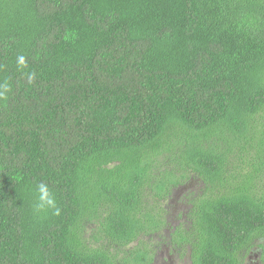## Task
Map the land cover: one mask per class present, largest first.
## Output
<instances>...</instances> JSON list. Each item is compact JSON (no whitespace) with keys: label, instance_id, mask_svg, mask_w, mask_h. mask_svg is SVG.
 Listing matches in <instances>:
<instances>
[{"label":"trees","instance_id":"trees-1","mask_svg":"<svg viewBox=\"0 0 264 264\" xmlns=\"http://www.w3.org/2000/svg\"><path fill=\"white\" fill-rule=\"evenodd\" d=\"M0 92V264H264V0H0Z\"/></svg>","mask_w":264,"mask_h":264},{"label":"rangeland","instance_id":"rangeland-1","mask_svg":"<svg viewBox=\"0 0 264 264\" xmlns=\"http://www.w3.org/2000/svg\"><path fill=\"white\" fill-rule=\"evenodd\" d=\"M202 185L200 184L199 181H194L189 187V189L187 188V190H185L182 194L180 193V196L177 198V200L173 199V201H171V209H172V213H174V217L179 216L178 214L181 212H184L186 210V207H184L183 205H185V201L186 199L184 198V195L188 194L189 192L192 193L191 191L194 190H198ZM183 220V219H182ZM177 222V220H176ZM181 220H179L177 223H180ZM144 240L146 241V243H149L153 245V242L151 240V238H144ZM160 240L158 238H156L154 240V243L159 242ZM156 247L158 248V246L156 245ZM162 249H156V256H157V260L155 261L154 264H193L192 260L189 259L188 257L185 259H182L180 255H178V253L171 247V246H167V245H161ZM251 262L248 261V264H250Z\"/></svg>","mask_w":264,"mask_h":264},{"label":"clouds","instance_id":"clouds-1","mask_svg":"<svg viewBox=\"0 0 264 264\" xmlns=\"http://www.w3.org/2000/svg\"><path fill=\"white\" fill-rule=\"evenodd\" d=\"M19 62L21 64L24 63V57H19ZM35 74H31L29 79H34ZM7 89L5 88V91ZM4 96V92H0V97ZM35 203L34 210L36 212H45L48 210L52 211L53 215L59 216L61 214V209L57 204V199L54 191L50 188V186L45 182H40L35 185L33 189Z\"/></svg>","mask_w":264,"mask_h":264},{"label":"flooded vegetation","instance_id":"flooded-vegetation-1","mask_svg":"<svg viewBox=\"0 0 264 264\" xmlns=\"http://www.w3.org/2000/svg\"><path fill=\"white\" fill-rule=\"evenodd\" d=\"M179 215V214H178ZM178 222V221H177ZM175 222L176 225H179L180 223ZM189 258V257H188ZM186 259V258H185ZM191 259V258H189ZM260 254H255V248L247 255L246 260L244 261V264H248V261L251 262L250 264H261L260 261ZM157 260V256H156ZM192 260V259H191Z\"/></svg>","mask_w":264,"mask_h":264}]
</instances>
